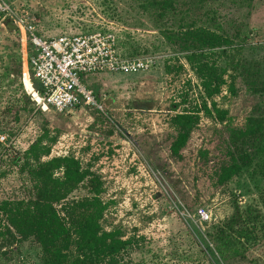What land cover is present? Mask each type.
<instances>
[{
	"label": "rangeland",
	"instance_id": "1",
	"mask_svg": "<svg viewBox=\"0 0 264 264\" xmlns=\"http://www.w3.org/2000/svg\"><path fill=\"white\" fill-rule=\"evenodd\" d=\"M0 202L27 197L40 162L66 156L87 170L68 199L88 194L96 182L102 205L100 232L126 241L115 264H264V240L232 262L214 252L209 231L241 206L259 203L258 188L244 174L219 183L232 127H242L263 95L249 92L239 76L224 74L219 92L207 97L177 45L167 42L157 21L138 0H0ZM221 16L245 22V57H264V0L242 7L213 2ZM48 39L100 31L113 37L118 71L81 75L96 104L70 111L43 110L38 83L27 66L30 32ZM222 27L224 25L222 24ZM140 58L144 66L132 67ZM28 69V71H27ZM194 114L185 143L170 150L178 134L177 113ZM63 177V168L52 170ZM203 208L205 215L197 210ZM4 216L0 213V242ZM0 248V264H41L32 240ZM71 236L67 253L77 255ZM5 250V253L3 251Z\"/></svg>",
	"mask_w": 264,
	"mask_h": 264
},
{
	"label": "trees",
	"instance_id": "2",
	"mask_svg": "<svg viewBox=\"0 0 264 264\" xmlns=\"http://www.w3.org/2000/svg\"><path fill=\"white\" fill-rule=\"evenodd\" d=\"M216 1L220 0H138V5L161 22L160 34L178 46L207 97L219 92L226 71L239 76L249 92L264 96V57L249 59L242 54L250 44L245 22L221 16L213 6ZM251 1L235 3L250 7ZM194 118V114L186 112L174 116L178 134L171 143L173 153L177 154L187 140ZM226 156L218 182L244 174L259 192L257 205L234 203L232 214L208 232L214 252L223 261L232 262L264 240V101L252 107L242 127L230 128ZM73 163L66 156L40 162L34 169L36 182L27 197L0 202L5 221L0 248L32 240L39 249L41 264L116 263L126 241L99 231L102 205L95 195L98 184L88 177V194L68 199L88 174L87 170L79 172ZM57 167L63 168L62 178L52 176ZM72 235L77 255L71 258L67 250Z\"/></svg>",
	"mask_w": 264,
	"mask_h": 264
},
{
	"label": "built area",
	"instance_id": "3",
	"mask_svg": "<svg viewBox=\"0 0 264 264\" xmlns=\"http://www.w3.org/2000/svg\"><path fill=\"white\" fill-rule=\"evenodd\" d=\"M7 9L0 1V10ZM18 24L30 32L31 51L27 66L38 83V104L43 110L64 113L81 103L96 104L91 88L81 80V75L118 71L126 65L114 55L113 37L100 31L82 34H61L44 39L33 32V26ZM144 66L140 58L134 59L132 67ZM27 69V71H28ZM6 140L0 134V142ZM199 216L205 210H197Z\"/></svg>",
	"mask_w": 264,
	"mask_h": 264
},
{
	"label": "bare ground",
	"instance_id": "4",
	"mask_svg": "<svg viewBox=\"0 0 264 264\" xmlns=\"http://www.w3.org/2000/svg\"><path fill=\"white\" fill-rule=\"evenodd\" d=\"M38 101H39V96H38Z\"/></svg>",
	"mask_w": 264,
	"mask_h": 264
}]
</instances>
